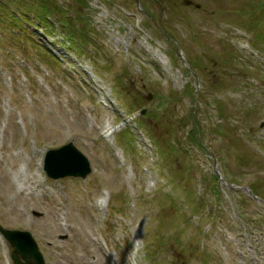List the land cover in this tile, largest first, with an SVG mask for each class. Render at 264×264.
<instances>
[{"label":"rangeland","instance_id":"1","mask_svg":"<svg viewBox=\"0 0 264 264\" xmlns=\"http://www.w3.org/2000/svg\"><path fill=\"white\" fill-rule=\"evenodd\" d=\"M0 10L82 38L78 55L3 23L2 226L29 230L47 264H264V0ZM70 141L93 171L52 179L45 153ZM12 251L0 233V264Z\"/></svg>","mask_w":264,"mask_h":264},{"label":"water","instance_id":"2","mask_svg":"<svg viewBox=\"0 0 264 264\" xmlns=\"http://www.w3.org/2000/svg\"><path fill=\"white\" fill-rule=\"evenodd\" d=\"M45 169L55 178L68 175L86 177L92 170L88 158L73 142L49 150ZM0 229L14 247L15 264H46L37 242L29 231L5 229L1 226Z\"/></svg>","mask_w":264,"mask_h":264},{"label":"trees","instance_id":"3","mask_svg":"<svg viewBox=\"0 0 264 264\" xmlns=\"http://www.w3.org/2000/svg\"><path fill=\"white\" fill-rule=\"evenodd\" d=\"M0 17H1V24H3V23H5L6 22V24L8 25V27H9V25H10V23L9 22H13L14 24V26H17V24L19 23V21H18V19L20 18V17H22V13H19V16H17V15H15L14 13L12 14V12H10L9 10H0ZM41 18H42V20L44 19V20H46L45 18H44V16H41ZM9 21V22H8ZM45 23H46V21H44ZM13 26V27H14ZM15 30H16V32H18L19 31V29L18 28H15ZM68 34H69V39L68 40H70V42L74 45V46H77L78 48H80L81 47V41H82V38H81V36H79V34H78V31L76 30V29H74V28H72V29H70V28H67V31H66ZM22 34H23V32H21ZM17 35H19V34H17ZM67 38V37H66ZM80 39V41H78V39ZM89 43V42H88Z\"/></svg>","mask_w":264,"mask_h":264},{"label":"bare ground","instance_id":"4","mask_svg":"<svg viewBox=\"0 0 264 264\" xmlns=\"http://www.w3.org/2000/svg\"><path fill=\"white\" fill-rule=\"evenodd\" d=\"M148 62H150L151 64H153L154 66H156L158 63H157V60H155L154 58H148ZM161 70V69H160ZM162 75H163V70L161 71ZM102 93L103 90H102ZM53 228H51V232L54 231V232H58V231H61V228L59 225H52ZM101 247V246H99ZM102 248V247H101Z\"/></svg>","mask_w":264,"mask_h":264}]
</instances>
